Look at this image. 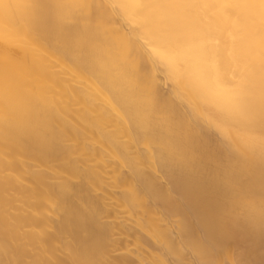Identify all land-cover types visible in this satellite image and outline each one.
<instances>
[{
	"label": "bare ground",
	"instance_id": "6f19581e",
	"mask_svg": "<svg viewBox=\"0 0 264 264\" xmlns=\"http://www.w3.org/2000/svg\"><path fill=\"white\" fill-rule=\"evenodd\" d=\"M0 264H264V0H0Z\"/></svg>",
	"mask_w": 264,
	"mask_h": 264
},
{
	"label": "rangeland",
	"instance_id": "374dc122",
	"mask_svg": "<svg viewBox=\"0 0 264 264\" xmlns=\"http://www.w3.org/2000/svg\"><path fill=\"white\" fill-rule=\"evenodd\" d=\"M163 89L166 90L165 87H163ZM112 238H116V236H113ZM120 253H122V251H117V252H114L113 254H120Z\"/></svg>",
	"mask_w": 264,
	"mask_h": 264
}]
</instances>
